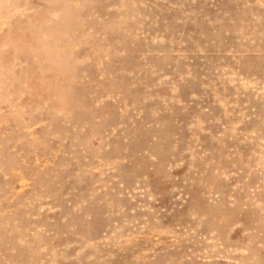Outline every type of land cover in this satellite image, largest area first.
Segmentation results:
<instances>
[{
  "label": "rangeland",
  "instance_id": "1",
  "mask_svg": "<svg viewBox=\"0 0 264 264\" xmlns=\"http://www.w3.org/2000/svg\"><path fill=\"white\" fill-rule=\"evenodd\" d=\"M0 264H264V0H0Z\"/></svg>",
  "mask_w": 264,
  "mask_h": 264
}]
</instances>
